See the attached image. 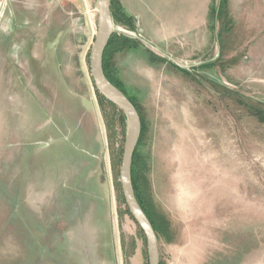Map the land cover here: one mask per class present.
<instances>
[{"label":"rangeland","instance_id":"1","mask_svg":"<svg viewBox=\"0 0 264 264\" xmlns=\"http://www.w3.org/2000/svg\"><path fill=\"white\" fill-rule=\"evenodd\" d=\"M6 1L0 264H147L146 240L119 198L121 160L113 166L126 119L124 135L117 117L109 137L115 109L98 98L89 71L96 1L50 0L41 14L18 0L26 23L17 29L5 23ZM119 1L132 25L113 21V33L137 46L112 62L140 109L138 151L170 224L159 262L264 264V121L253 112L264 111V0H227L222 18L219 0H209L207 27L189 0H164L174 5L160 12L163 30L172 17L196 30L163 44L147 35L158 18L153 0L124 1L137 15ZM40 14L43 22L32 19Z\"/></svg>","mask_w":264,"mask_h":264},{"label":"water","instance_id":"2","mask_svg":"<svg viewBox=\"0 0 264 264\" xmlns=\"http://www.w3.org/2000/svg\"><path fill=\"white\" fill-rule=\"evenodd\" d=\"M97 10L96 31L89 53V70L94 86L108 101L116 105L125 115L126 130L120 163L119 182L125 203L132 217L141 228L147 246V263L159 264L158 238L134 195L131 183V162L141 130L139 113L134 104L105 76L102 68L103 51L114 31L110 11V0H95Z\"/></svg>","mask_w":264,"mask_h":264},{"label":"trees","instance_id":"3","mask_svg":"<svg viewBox=\"0 0 264 264\" xmlns=\"http://www.w3.org/2000/svg\"><path fill=\"white\" fill-rule=\"evenodd\" d=\"M110 11H111V16H112L113 21L121 22L127 25H132V16L126 13V11L121 6L119 0H110ZM223 15L227 16V0H219V4L217 8V16L222 18ZM136 46H137V41L131 38H128L126 36L116 35L115 33H112L103 51L102 68H103V72L106 78L128 97V99L134 104L136 110L139 113V117L141 121V130H140V136L138 139V143L135 147V150L132 156L131 169H130L131 183H132V187L134 190L135 198L137 199V202L139 203L140 207L142 208L147 218L149 219L157 235V238H159L160 236H163L164 238H169L170 237V224L168 220L156 210L154 206V202L150 196V192H149L150 184L145 174V170L148 168V161L146 160L144 155L138 151V146L142 142L146 127L142 119L140 109L135 99L132 98L131 96H128L124 92L123 88L121 87L119 79L116 75L115 67L112 62L113 56L117 51H121L123 49H131ZM95 91L100 100L110 103L115 109L114 113L111 115L110 119L108 120L109 137H112L114 135V131L113 132L111 131V127L115 125V119H117V117H118L119 127L121 129L122 134L124 135L123 131H124L125 119H126L125 115L116 105H114L112 102L108 101L103 95H101L99 91L96 89V87H95ZM253 112L255 115L258 116V118L264 121V111L263 110L254 109ZM112 154H113L112 156L113 166H115V164L120 162L121 160V155H122L121 145L119 147V151L117 153H112ZM116 184L120 192L119 193L120 201L126 206L125 208L126 213H128L132 217L125 203L119 183H116ZM138 228H139V231L142 233L143 238L145 239L141 228L139 226ZM159 264H162V263L159 262Z\"/></svg>","mask_w":264,"mask_h":264},{"label":"crops","instance_id":"4","mask_svg":"<svg viewBox=\"0 0 264 264\" xmlns=\"http://www.w3.org/2000/svg\"><path fill=\"white\" fill-rule=\"evenodd\" d=\"M25 1V0H24ZM33 1L32 3L35 4V10H37L36 8H40L41 10V14L42 13H47V6L49 4V2L51 3L52 1L50 0H31ZM127 3V0H121L122 4L124 5V7L127 9L125 2ZM172 1V0H171ZM189 2L192 4L186 3L187 7H189L190 11L192 12L191 6H197L198 9H196L195 13H192L193 18L198 19L199 21V26H201V24H204V27H207V14H208V7H209V0H189ZM16 3H18L17 1H13V0H9L6 1L3 5V13L6 15L7 19L6 22L8 25V28L11 29L12 25H14L17 28H23V24L26 23V18L25 16H23V13L21 12V10H19V6L16 5ZM153 3L155 4V9H153L154 14L157 15V19L153 20V22L151 23L150 27H146L147 30V35L149 37H151V40L157 39V41H159V44H163L165 43V41H167L170 38H175L177 36L178 32H187V30H196L194 29V27H192V24L190 26H186L183 28V26H181L180 24H178V22H176L175 17H172V21L171 22V26L169 31H165L163 30V25H161L160 23L163 22L164 20L162 18H164V15L162 16V11H164L165 9H169L170 12V8L173 7L174 3H170V5H166L164 3V0H153ZM42 8L45 11L42 12ZM13 9V10H12ZM128 11V9H127ZM157 11H159V13H157ZM31 12V11H30ZM131 14H136L137 12H130ZM41 14L40 17L38 18H34L32 17L33 20H37L39 21V23L43 22L42 18H41ZM46 15V14H44ZM31 17V16H30ZM162 17V18H161ZM171 17V16H170ZM37 23V22H36ZM46 23V22H45ZM144 28V27H143ZM192 28V29H191ZM145 30V29H144Z\"/></svg>","mask_w":264,"mask_h":264}]
</instances>
